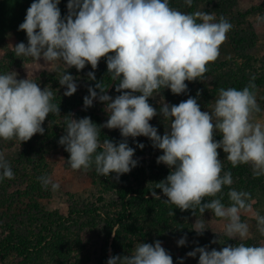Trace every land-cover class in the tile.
<instances>
[{
    "label": "clouds",
    "instance_id": "9594fccd",
    "mask_svg": "<svg viewBox=\"0 0 264 264\" xmlns=\"http://www.w3.org/2000/svg\"><path fill=\"white\" fill-rule=\"evenodd\" d=\"M60 2L33 0L18 26V31L26 33L27 44H15L14 55L39 63L43 60V64H62L58 82L67 97L76 93L79 79L68 69L74 67L80 72L91 65L93 71L86 75L95 84L88 87L89 94L83 98L84 109L98 100L105 105L108 119L97 124L87 116H63L64 135L58 143L69 153L71 169L87 172L94 167L102 177L114 173L118 181L138 165L128 138L147 137L152 147L163 153L156 163L169 169L151 196L161 199L162 194L165 204L175 205L181 212L191 210L195 217L197 210L201 216L210 211L227 221L224 234L228 240L245 241L250 232L249 225L241 221V212L251 211V194L231 188L232 173L224 171L218 149L223 150L233 168L250 165L255 177L264 176V122L255 119V114L262 111L256 84L250 82L240 90L220 88L206 111L198 102L199 90L195 98L189 96L178 104L164 102L159 112L149 103L165 89L174 95L187 94L186 81L202 82L208 64L218 59L232 24L223 16L216 22L214 15L202 11L181 12L171 7L169 0H68L63 17ZM185 3L191 7L193 0ZM102 58L106 60L110 86L103 78L96 80L94 70ZM17 77L14 71L0 74V139L23 143L44 134L42 125L49 114L60 116V105L53 103L52 87L41 88L33 79ZM112 85L119 93L114 98L107 94ZM157 115L165 124L163 135L150 124ZM104 128L118 129L122 139L101 141ZM217 133L222 137L219 141L215 139ZM137 147L143 149L145 145L138 143ZM3 179H14V172L0 152ZM38 179L45 188L51 183L53 191L60 187L49 177ZM225 186L230 189L228 205L222 203ZM169 214L175 215L173 211ZM254 219L264 235V215L255 213ZM192 225L197 235L207 229L204 219H196ZM186 239V235L180 238L177 245L184 246ZM212 243L220 242L217 239ZM223 245L220 250L196 247L186 255L195 258L198 254V264H264V245ZM107 264H173V258L156 240L139 242L126 255L110 256ZM179 264H183V258Z\"/></svg>",
    "mask_w": 264,
    "mask_h": 264
},
{
    "label": "rangeland",
    "instance_id": "374dc122",
    "mask_svg": "<svg viewBox=\"0 0 264 264\" xmlns=\"http://www.w3.org/2000/svg\"><path fill=\"white\" fill-rule=\"evenodd\" d=\"M32 2L0 0V74L14 71L18 79L28 77L39 83L41 88L52 87L55 93L53 103L60 105V116L49 114L42 125L44 134L38 133L27 142L0 139V152L4 153L14 172V179L0 180V246L3 248L0 264H107L112 256L110 245L116 228L111 233L105 219L119 213L120 196L124 192L145 187L148 182L135 169L120 176L118 181L114 173L110 177L98 175L94 167L87 172L71 169L67 162L69 153L58 143L64 135L63 116L67 115L68 101L83 98L88 87L94 86L95 81H89L86 75L93 69L91 65H86L80 72L74 67L68 69L71 75L79 79L76 81V93L67 97L63 95L65 88L58 82V73L64 70L62 64H43V60L39 63L14 55L15 44H27L26 33L18 31V26L24 21L26 10ZM67 2L61 0L58 5L62 17L67 14ZM169 3L185 13H210L216 22L223 16L233 27L220 46L218 59L208 64L202 82L186 81L187 94L174 95L165 89L162 95L150 98L149 103L159 112L164 102L178 104L189 96L195 98L199 90L201 95L198 102L201 110L206 111L217 98L220 88L235 87L240 90L254 82L257 102L262 109L255 114V119L264 122V19H261L264 17V0H193L191 7L185 0H169ZM94 71L97 81L103 78L106 86L112 84L106 74L104 58ZM107 94L113 98L119 95L114 85ZM104 107L96 100L92 107L85 110L84 105H80L71 114L77 119L91 115L93 122L98 118L96 123L103 124L108 119ZM150 124L157 128L158 134H164L165 124L160 115L154 117ZM101 132L107 136L121 137L118 129L104 128ZM142 138L150 142L149 149L153 153L162 152L152 147L149 138L140 136L137 139ZM219 153L224 171L232 173L231 188L251 194V211L241 212V221L249 225L250 232L245 241L228 240L224 234L227 221L213 216L210 211L201 216L197 210L195 217L191 210L181 212L175 205L165 204L163 200L150 205L133 199L132 219L123 231L116 255L131 253L139 242L154 243L160 240L172 256L173 264H179L180 258H183V264H198V254L195 258L186 255L196 247L208 246L209 250H220L224 243L264 245V235L258 231L254 219L255 213L264 215V176L255 177L250 165L233 168L222 149H219ZM39 177H49L51 182L60 185L59 189L53 191L51 183L45 188ZM229 190L225 186L221 194L225 205L230 203L227 196ZM130 192L128 198L141 196L140 193ZM150 197L145 196L146 199ZM170 211L175 215H170ZM196 219H204L207 229L203 235L192 231ZM185 235L186 244L178 246L177 241ZM217 239L220 243H212ZM20 245L27 248L21 250Z\"/></svg>",
    "mask_w": 264,
    "mask_h": 264
},
{
    "label": "trees",
    "instance_id": "16d2710c",
    "mask_svg": "<svg viewBox=\"0 0 264 264\" xmlns=\"http://www.w3.org/2000/svg\"><path fill=\"white\" fill-rule=\"evenodd\" d=\"M9 10H11V8H9ZM109 81H110V78H109ZM88 94L89 93L86 92L85 96ZM83 98H80L77 101H68L67 102L68 107L66 109V114L68 115L69 113H72L80 105H83ZM90 117L92 116L90 115ZM98 120L99 119L96 118L95 123ZM108 138L114 141H120L122 139V137L107 136L106 134L101 132V136H100L101 141H103L104 139H108ZM137 138L138 137H136L135 139H128L129 146L135 149V154H134L133 159H136L138 161L137 167L133 169L137 170L138 172L144 175V177L147 179L146 181L148 182V185L145 187L137 188L136 190H128L124 192L120 196L121 203L119 205V213L115 215L113 218L107 217L105 219V225L111 233H112V230L116 228L114 232V238L110 245L112 256L117 254V251L120 248V241L123 235V231L125 230V228L128 227L132 219V208H133L132 206L134 205L133 199H136L137 201H141L145 204H150V205L157 204L161 200L166 199V197H164L162 194H161V199H156L152 196L149 199L145 198V196L151 195L150 193L155 189L157 182L166 178V176L169 174V169L164 164L156 163L157 157L159 155H162L163 154L162 152L153 153L152 149H149L150 142L148 140L143 139V138H142L143 140H138ZM221 138L222 137L220 136V134H216L215 136L216 140L221 139ZM138 143H143L145 147L143 149H140L139 147H137ZM152 157H155V158H152ZM156 191L158 194H160L159 189H157ZM129 192L130 193H140L141 196L137 198H128ZM26 248H27L26 246L20 245L19 249L25 250ZM2 249H3L2 246H0V255H1Z\"/></svg>",
    "mask_w": 264,
    "mask_h": 264
}]
</instances>
